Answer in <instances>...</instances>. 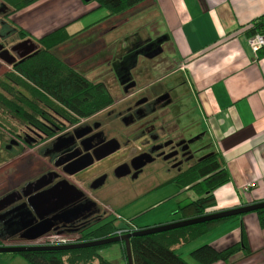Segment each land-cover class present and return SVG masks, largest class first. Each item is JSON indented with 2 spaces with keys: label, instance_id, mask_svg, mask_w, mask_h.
I'll return each instance as SVG.
<instances>
[{
  "label": "crops",
  "instance_id": "obj_1",
  "mask_svg": "<svg viewBox=\"0 0 264 264\" xmlns=\"http://www.w3.org/2000/svg\"><path fill=\"white\" fill-rule=\"evenodd\" d=\"M102 9L95 1L36 0L10 18L35 36L64 25L70 35L91 31L95 36L111 31L115 24L137 20L127 35L146 29L147 37V16L154 12L156 28L180 70L172 80L176 129L187 141L194 161L216 152L229 175L228 182L213 190L214 203L207 211L264 201V50L255 56L246 42L249 29L264 15V0H148L120 15L104 18L105 9L94 17ZM154 165L145 167V174L125 189V207L146 202L129 215L136 229L180 220V212L174 213L178 204L197 197L193 189L177 187L169 174ZM251 182L255 185L249 186ZM106 220L95 219L89 228ZM204 243L219 250L235 243L246 247L227 261L212 264H264V227L253 211L216 225L176 251L195 264L189 252ZM115 245V260L107 254L108 247L99 253L121 263L120 245ZM0 264L29 263L20 255L3 254Z\"/></svg>",
  "mask_w": 264,
  "mask_h": 264
},
{
  "label": "rangeland",
  "instance_id": "obj_2",
  "mask_svg": "<svg viewBox=\"0 0 264 264\" xmlns=\"http://www.w3.org/2000/svg\"><path fill=\"white\" fill-rule=\"evenodd\" d=\"M104 10L97 11L94 17H99L105 12ZM3 15L4 11L0 9V77L5 79L4 72L12 70V64L16 60L33 52L38 45L32 40L23 39V41L18 38ZM147 17H149L147 24L149 36L147 37L144 35L146 29H136V33L127 35L130 31L128 29L132 25L133 27L137 26V20H132L126 24H115L113 31H100L95 36H91V31L82 33L76 31L71 34V37L74 36L72 39L69 38L71 40L55 47L53 52L74 68L80 70L83 68L86 77L91 81H102L107 86L113 96V102L108 109L122 110L125 103H129L138 94H146L154 87L160 90L170 88L172 92L174 89L172 80L174 81V77H177L180 71L177 68L178 63L173 57L169 45L163 39L162 33L156 28L154 12L150 11ZM131 65L136 68L131 69ZM16 89L19 88L16 87ZM19 90L25 93L21 88ZM0 92L8 96L7 91L1 86ZM1 110L0 107V123L3 124V127L0 126V238L3 242L42 244L49 240L58 241L63 238L74 241L79 237L78 231L73 230L75 228H72L71 232L61 229L63 223L53 225L46 234L31 242L6 236L4 231L13 223V219L11 217L4 219L3 215L8 217L21 209L22 206L18 204L26 200L27 194L30 192L37 196L39 205L38 213L31 212L32 219L28 224L36 222L39 216L50 215L48 218L53 217L51 214L62 212L69 206L68 203L84 200L88 202L89 200V206L94 207L88 215L80 217V219L102 221L113 218L109 210L117 209L121 218L116 219V223H121L120 226L124 229L128 227L126 221L130 219L129 215L146 205V202L142 201L125 207L124 200L128 193L121 182L105 190L99 187L97 189L88 187L86 182L90 181L92 175H95L96 170L94 169L98 170L97 166L91 168L87 176L82 178L73 176L74 182L68 180L53 161L57 151L46 154L48 151L45 148L50 147V143L32 147V145L20 143L12 138L8 130L11 131L13 128L20 132L21 126L16 122L15 117L11 114L7 115L5 110ZM107 110L93 115L90 119L81 117L79 124H84L87 120H98L103 123L101 126H105L103 128L107 131L122 132L124 130L123 123L114 116L112 120H107V117H111L106 115ZM150 120L151 118H147V121ZM151 124L148 123V127H151ZM62 180H64L63 185H58ZM74 189L76 191H72ZM15 215H19L18 212ZM18 220L15 222L16 224L11 225V231L6 230L5 232L10 233L18 229L17 225H21L20 219ZM78 220L74 217L67 224L69 227L77 228ZM115 244L117 243H113L107 249V254L110 253L112 260L118 256ZM3 254L5 253L0 252V255Z\"/></svg>",
  "mask_w": 264,
  "mask_h": 264
},
{
  "label": "trees",
  "instance_id": "obj_3",
  "mask_svg": "<svg viewBox=\"0 0 264 264\" xmlns=\"http://www.w3.org/2000/svg\"><path fill=\"white\" fill-rule=\"evenodd\" d=\"M0 1L8 8L4 16L15 29L18 38H30L39 47L38 50L21 57L12 65V70L5 71L3 74L5 79L0 77V86L8 93L7 96L0 92L1 111L5 110L7 115L11 114L15 117L16 122L21 126V131L26 135H32V131H35L36 141L41 142L76 124L81 117H87L112 104L113 96L102 81H91L86 77L83 68L81 70L74 68L53 52L55 47L71 37L65 25L44 35L34 36L15 23L10 15L36 0ZM83 1H95L98 8L107 9L105 18L120 15L148 0ZM263 29L264 15L256 19L248 35ZM262 52L263 50H260L258 54ZM16 87L24 90L26 94ZM0 126L3 127V124L0 123ZM8 133L11 136H18V132L13 128L11 131L8 130ZM228 180V172L223 167L218 153L213 152L203 157L172 180L177 187L191 188L197 194L196 198L179 203L174 213L180 212L181 219L210 213L207 209L214 203L213 190ZM253 212L257 214L260 225L264 227V207ZM242 214L131 236L129 240L132 262L133 264H192L176 251L177 246L184 245L209 232L216 225ZM129 220L131 221L132 218ZM127 225L124 232L136 229L128 223ZM90 226L91 224L84 227L74 242L112 236L117 234V230L122 229L114 217L95 227L89 228ZM116 243L120 245L123 258L121 263H113L99 253L101 249L113 243L73 249L26 250L5 254L20 255L29 264H128L124 243L122 241ZM6 244L20 245L3 243L0 240V245ZM241 245L242 243H235L219 250L209 243H204L193 248L189 255L196 262L195 264H212L219 260L227 261L242 249L246 251V247Z\"/></svg>",
  "mask_w": 264,
  "mask_h": 264
},
{
  "label": "flooded vegetation",
  "instance_id": "obj_4",
  "mask_svg": "<svg viewBox=\"0 0 264 264\" xmlns=\"http://www.w3.org/2000/svg\"><path fill=\"white\" fill-rule=\"evenodd\" d=\"M0 9L4 11V15L8 12V8L2 1H0ZM12 29L15 32L13 27ZM25 39L31 40L30 38ZM36 50H38V47L34 51ZM175 101V96L170 91V88L160 90L154 87L148 90L146 94H138L129 103H125L122 110L108 109L110 104L108 107L85 117L90 119L93 115L108 109L106 115L111 117L106 119L112 120L113 116L118 118L124 126L122 132L107 131L103 128L105 126H101L103 123L98 120H87L84 124H79V120L76 124L41 142L36 141L37 133L35 131H32V135H26L23 131H20L18 136H12V138L20 143L32 145V147L49 142L50 147L45 148L48 151L46 154L57 151L53 160L55 165L61 169L65 178L73 182V176L80 178L87 176L89 175V170L97 166L98 170L94 169L96 170L95 175H92L90 181L86 182V185L93 189L99 187L105 190L119 182L129 189L136 178L141 174H145V167L153 164L163 165L158 166V169L169 174L172 181L180 172L202 159L194 161L187 141L181 132L176 129V124L172 117L173 103ZM147 118H151V120L147 121ZM148 123H152L151 127H148ZM106 151H110V153L103 156ZM150 159L151 161H149ZM86 172L88 173L86 174ZM63 183L64 180L60 181L58 185H63ZM38 202L37 196L32 195L30 192L27 194L26 200L18 204L22 206L21 209L8 217L3 215L4 219H9L10 217L13 219L12 226L16 224V221H19L18 219H20L21 223L20 226L17 225L18 229H15V231L12 229L14 232H5L6 230L11 231V225L8 229H5L4 233L6 236L20 238L26 242L36 239H27L24 236L27 229L41 220L48 219L50 216H39L36 222L28 224L32 219L31 212L38 213ZM89 203V200L88 202L84 200L68 203L69 206L62 212L51 214L55 217V219H52L51 227L55 224L63 223L61 229L71 232L72 228H75L73 230L78 231L80 236L82 229L95 221V219L91 221L89 219H80V217L83 218L92 211L94 206H89ZM17 212L19 215H15ZM74 217L79 219L77 228L69 227L67 224V221ZM126 222L131 225L130 220ZM46 233L47 231L43 234ZM0 240L2 241L1 238ZM50 242L52 241L49 240L42 244H51ZM58 242L53 241V243ZM68 242L74 241L70 240Z\"/></svg>",
  "mask_w": 264,
  "mask_h": 264
},
{
  "label": "water",
  "instance_id": "obj_5",
  "mask_svg": "<svg viewBox=\"0 0 264 264\" xmlns=\"http://www.w3.org/2000/svg\"><path fill=\"white\" fill-rule=\"evenodd\" d=\"M109 153L110 151H106L103 154V156ZM262 207H264V201L254 202V203L238 206L235 208L219 210L216 212L203 214V215L192 217V218L180 219V220H176V221H172V222H168L164 224L137 228L135 230L124 232L121 234H115V235L107 236L104 238L91 239V240H86V241H81V242L52 243V244L0 245V252H21V251H26V250H46V249H51V250L52 249H73V248L96 246V245H101V244L122 241L125 246L127 263L133 264L130 240H129L131 236L149 234V233L169 230V229H173L177 227H182V226H186L190 224H195V223L206 221V220L242 214V213L257 210ZM54 218L55 217L53 216L52 218L44 219V220L37 222L36 224L32 225L31 227L27 229L24 236L27 239H34L42 235L44 232L50 229V227L52 226V219ZM69 220L67 222H69Z\"/></svg>",
  "mask_w": 264,
  "mask_h": 264
},
{
  "label": "built area",
  "instance_id": "obj_6",
  "mask_svg": "<svg viewBox=\"0 0 264 264\" xmlns=\"http://www.w3.org/2000/svg\"><path fill=\"white\" fill-rule=\"evenodd\" d=\"M246 42L252 53L256 56L260 50H264V29L262 31L255 32L246 37ZM255 185L254 182H251L249 186ZM109 213L116 219L121 218L120 214L114 210H109ZM125 231V229L117 230V234H121ZM58 243H67L69 240L60 239ZM51 244L53 243L50 242Z\"/></svg>",
  "mask_w": 264,
  "mask_h": 264
}]
</instances>
